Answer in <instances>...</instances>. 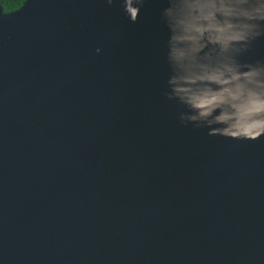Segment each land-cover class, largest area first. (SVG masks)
Segmentation results:
<instances>
[{
  "label": "water",
  "instance_id": "water-1",
  "mask_svg": "<svg viewBox=\"0 0 264 264\" xmlns=\"http://www.w3.org/2000/svg\"><path fill=\"white\" fill-rule=\"evenodd\" d=\"M167 6L0 7V264H264V136L180 122Z\"/></svg>",
  "mask_w": 264,
  "mask_h": 264
},
{
  "label": "clouds",
  "instance_id": "clouds-1",
  "mask_svg": "<svg viewBox=\"0 0 264 264\" xmlns=\"http://www.w3.org/2000/svg\"><path fill=\"white\" fill-rule=\"evenodd\" d=\"M167 3L161 15L169 30L171 74L164 95L187 109L179 113L180 122L207 128L210 136H264V60H241L264 37V0ZM143 4L122 0L125 16L135 22Z\"/></svg>",
  "mask_w": 264,
  "mask_h": 264
},
{
  "label": "trees",
  "instance_id": "trees-1",
  "mask_svg": "<svg viewBox=\"0 0 264 264\" xmlns=\"http://www.w3.org/2000/svg\"><path fill=\"white\" fill-rule=\"evenodd\" d=\"M24 0H0V7L4 13H9L21 7Z\"/></svg>",
  "mask_w": 264,
  "mask_h": 264
}]
</instances>
